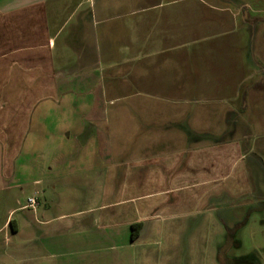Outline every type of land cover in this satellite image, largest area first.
I'll return each mask as SVG.
<instances>
[{
	"label": "crops",
	"instance_id": "obj_1",
	"mask_svg": "<svg viewBox=\"0 0 264 264\" xmlns=\"http://www.w3.org/2000/svg\"><path fill=\"white\" fill-rule=\"evenodd\" d=\"M189 1L0 0V264H221L260 212L264 72Z\"/></svg>",
	"mask_w": 264,
	"mask_h": 264
},
{
	"label": "rangeland",
	"instance_id": "obj_2",
	"mask_svg": "<svg viewBox=\"0 0 264 264\" xmlns=\"http://www.w3.org/2000/svg\"><path fill=\"white\" fill-rule=\"evenodd\" d=\"M103 4L106 5L107 3ZM191 4L194 6L198 5V0H191L188 4H183L184 11H186L185 7ZM229 4L230 14L232 15L226 13L227 16H224L228 24L222 29H212L209 33V39L212 42L239 41L244 46L240 49L241 54L245 55V58L249 61L247 73L264 72V64H258L261 59L260 56H264V0H229ZM120 7V3H115L113 12L110 11L118 14L121 12ZM139 7L141 5L136 2L134 8L137 9ZM242 7H244L245 11H241L242 15H239V9H242ZM202 8L200 6V13L204 12ZM246 13L249 15H246ZM205 15L217 16L221 15V13L208 11ZM259 133L264 134V128L260 129ZM30 194L31 190L27 188L24 193H17V197L14 195L10 200H5L4 197L6 194L0 193L1 227L6 220V214L9 208L17 210L20 207L26 206ZM17 201L19 203L18 205ZM3 203H6V205H3ZM255 209L260 212L251 218H248L249 210L245 208L235 222L227 223L228 226H231L229 231L230 239H228L226 247L220 253L221 264H264V203ZM15 218L18 219L19 216L15 215ZM235 225L240 226L235 227ZM237 230L238 234L235 239L233 237ZM7 231H10V227ZM234 244H241V248L234 251L235 258L230 260L226 254L230 248L234 247Z\"/></svg>",
	"mask_w": 264,
	"mask_h": 264
},
{
	"label": "trees",
	"instance_id": "obj_3",
	"mask_svg": "<svg viewBox=\"0 0 264 264\" xmlns=\"http://www.w3.org/2000/svg\"><path fill=\"white\" fill-rule=\"evenodd\" d=\"M10 226H11L12 228L14 227V223H13V221H11ZM141 228H142V223H139V224H136V225H133V226H132V230H133V238L138 237Z\"/></svg>",
	"mask_w": 264,
	"mask_h": 264
},
{
	"label": "built area",
	"instance_id": "obj_4",
	"mask_svg": "<svg viewBox=\"0 0 264 264\" xmlns=\"http://www.w3.org/2000/svg\"><path fill=\"white\" fill-rule=\"evenodd\" d=\"M37 205L36 199H29L28 200V206L29 207H35Z\"/></svg>",
	"mask_w": 264,
	"mask_h": 264
}]
</instances>
